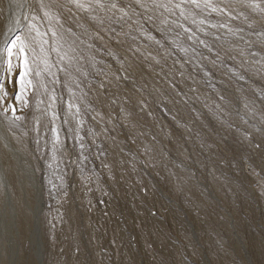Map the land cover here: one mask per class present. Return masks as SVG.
<instances>
[{
    "label": "rangeland",
    "instance_id": "374dc122",
    "mask_svg": "<svg viewBox=\"0 0 264 264\" xmlns=\"http://www.w3.org/2000/svg\"><path fill=\"white\" fill-rule=\"evenodd\" d=\"M210 2L224 12L186 5L191 15L180 23L219 57L175 28L178 10L164 13L172 28L166 35L157 31L166 27L159 18L142 21L162 47L123 35L118 45L107 29L93 39L99 28L85 33L76 21L90 25L88 14L75 8L60 9L59 23L43 13L32 21L43 36L29 54V106L20 111L11 83L7 103L25 117L13 142L21 143L27 163H36L39 189L27 180L23 195L29 202L43 195L44 264H264V57L249 56L261 52L264 35L256 33L264 32V14L247 6L264 8V0ZM61 24L80 35L75 52L53 39ZM232 68L248 82L233 77ZM53 114L66 149L55 160ZM31 235L26 222L23 260Z\"/></svg>",
    "mask_w": 264,
    "mask_h": 264
},
{
    "label": "snow or ice",
    "instance_id": "6c2138e0",
    "mask_svg": "<svg viewBox=\"0 0 264 264\" xmlns=\"http://www.w3.org/2000/svg\"><path fill=\"white\" fill-rule=\"evenodd\" d=\"M14 0H9V3H13ZM201 4H203V9H211L212 11L224 12L223 8L214 7L210 0H34L33 14L30 17V22L27 25V32L20 35H14L11 38H6L3 45H0V104H3V112L0 115L5 117L8 123L4 134L0 135V264H41L38 259H35L40 253V247L45 237H42L39 227V215L42 211L39 203L35 199V194L31 201L25 199L23 192V182H20L19 188L17 187V181L12 178V169L14 167V161L12 159V153L16 151L13 145L14 140H19L16 130L20 128L18 122L23 121L25 117L23 115L17 114V109L14 105H8L7 101L9 98L8 84L11 83L13 87L12 99L18 101L22 106L20 111L23 112L25 108L29 106L28 89L32 86V81L27 79L29 74L34 71L30 67L29 54L35 52L34 44L36 42V37L40 36L42 38L43 34L40 33L38 27L32 23L37 19L38 13H43V18H55L57 23L60 22V9H67L69 13H72V9H78L81 12L87 13V20L91 22L90 25L86 26L77 20V26L81 28L85 33H88V27L94 26L99 28L96 37L103 39L100 36V32H104L107 29L106 34H111L110 39L115 41L118 45H123L124 40L120 37L127 36L130 40L136 41L138 38H142L144 41H148L151 44H156L158 46H163L161 41L152 36L148 30L144 27V22H155L157 18L160 20V24L165 25L164 28L157 27V31H160L162 35H166L168 31H172V28L167 27L169 25L168 16L164 13H169L170 15H177V10L179 15L176 20L171 23L175 25V28L182 29L184 33H188L186 39L193 41V43H198L199 45L207 48L208 52L213 53L214 56L219 57L220 51H214L211 46H209L205 40L201 39L195 34L191 29L185 27L183 23H180V18L187 20L191 15V11L185 6H191L194 9H201ZM248 7L253 10L259 9L261 14H264V8H261L259 4L249 3ZM17 7H22V5H17ZM53 9L57 10V14H53ZM201 9V10H203ZM142 10V11H139ZM163 10V11H160ZM227 14V13H226ZM75 19V16H72ZM235 19L236 17H231ZM25 19H29L26 15ZM247 19V17H245ZM196 23L195 18L192 21ZM200 24H204V20L199 21ZM63 31L56 32L52 31V37L54 40H63L68 48L75 52L79 47L77 41H81L79 34L73 31L72 27H67L63 24L60 25ZM209 27H216L215 25H209ZM220 27L226 28L227 25L221 24ZM248 27L253 28V24L249 23ZM119 29V31H118ZM200 29H197L199 31ZM11 31V29H9ZM231 31V29H229ZM243 31V29H240ZM135 32L138 34L133 35ZM35 33V35H33ZM258 36L264 35V32H257ZM90 35V34H89ZM207 35V33H205ZM180 33L177 32L176 36L173 38V43L179 39ZM216 40H220V36L215 37ZM243 39V37H241ZM46 42V41H45ZM247 43V41H245ZM261 52L249 51L250 57H256L258 54L264 57V40L260 42ZM89 48L93 45L89 44ZM145 48L148 47L147 44L144 45ZM132 45L129 44L128 49H131ZM181 51L187 53V49L181 47ZM127 51V49H126ZM139 51V48L136 49ZM144 56V53H140ZM200 55H203L202 53ZM243 55V53H241ZM155 59L154 57H150ZM235 59V57H230ZM71 59V58H70ZM113 59H117L123 67V61H119V57L113 55ZM35 61V56L32 57V62ZM159 63V61H156ZM247 61H242L240 67L244 66ZM129 67H132L130 64ZM127 71V69H125ZM133 70H135L133 68ZM231 75L235 77L238 81H243L247 83V79L244 74L239 70L232 68L229 69ZM245 72L249 71L248 68L244 69ZM209 75L207 71L204 73ZM39 75V72H36ZM125 76L124 79H128ZM119 79V77H117ZM18 86V88H17ZM259 98L264 100V92L259 94ZM223 99V97H222ZM79 111V109H77ZM11 113V118H9L8 113ZM56 116L53 114L51 123L52 127L48 128V131L52 133L51 143L53 151V159H56L57 153H63L66 151L61 145L60 133L58 129L54 126ZM67 123V121H65ZM47 127V126H45ZM39 131V127L36 129ZM46 134V133H45ZM82 139V138H81ZM37 145L40 141H36ZM256 147H260L259 144ZM49 168L52 164L48 165ZM62 181L63 176L59 177ZM57 191L62 189V184L55 186ZM51 192V190H50ZM264 194V193H262ZM27 222L29 230L32 235L27 237L29 240L28 252L33 256L30 261H25L21 259V253L24 248L25 240V223ZM261 250L264 251V233H262V239L260 241Z\"/></svg>",
    "mask_w": 264,
    "mask_h": 264
},
{
    "label": "bare ground",
    "instance_id": "6f19581e",
    "mask_svg": "<svg viewBox=\"0 0 264 264\" xmlns=\"http://www.w3.org/2000/svg\"><path fill=\"white\" fill-rule=\"evenodd\" d=\"M18 4L22 5V7H17ZM34 7H35L34 0H14V2L11 4L9 3V0H0V9H1L0 13H1V18H2L1 23H0L2 25V29H1V33H0V45H3V42L6 38H11L14 35H20L21 33H23L25 31L27 25L30 22V17L33 13ZM26 15L29 17V19H25ZM9 29H11V31H9ZM0 112H2L1 109H0ZM2 119H3V115H0V135L4 134V132H5L4 125L7 123V122L4 123ZM4 120H5V117H4ZM6 126H8V124H6ZM15 144L21 145V143H18V141H15L14 146H15ZM28 144H30V143L28 142ZM20 145L18 146L19 148L21 147ZM18 147H15V148H18ZM20 149L19 150L16 149V151L14 153H12V159L14 161V167L12 169V178H14L17 181V187L18 188L20 186V182L22 181L24 189H27V187H26L27 186V180H28V183L31 180L35 184V186L32 184L35 187V189H39V187H38L39 186L38 185L39 180H38V177L36 176V172L34 173L35 170H33V168H32V165H34L36 163L33 162L34 164H32V165L29 164L30 163L29 161H28L29 163H27V161H26L27 156H26V154L23 153L24 150L21 149L22 150V153H21ZM22 154H24V156H26V157H24ZM35 167H36V165L34 166V169H35ZM37 175H38V173H37ZM40 193L38 194V203L42 209V207L44 205L43 204L44 200L42 198L43 195H41L42 193L41 194ZM40 214H41V212H40ZM39 218H41L40 215H39ZM37 223H38L40 233L42 235L41 227H40V225H41L40 219ZM44 244H45V242L42 241L41 247H40V253L37 256H35V259H38L41 262V264L44 262L43 261V259H44L43 257L45 254L44 250H46L44 247ZM29 255H27V257H26L27 261H30V259L28 258Z\"/></svg>",
    "mask_w": 264,
    "mask_h": 264
}]
</instances>
